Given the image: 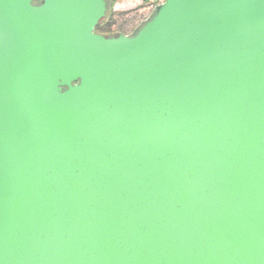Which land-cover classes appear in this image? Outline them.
<instances>
[{"label":"water","instance_id":"obj_1","mask_svg":"<svg viewBox=\"0 0 264 264\" xmlns=\"http://www.w3.org/2000/svg\"><path fill=\"white\" fill-rule=\"evenodd\" d=\"M0 0V264H264V0Z\"/></svg>","mask_w":264,"mask_h":264},{"label":"rangeland","instance_id":"obj_2","mask_svg":"<svg viewBox=\"0 0 264 264\" xmlns=\"http://www.w3.org/2000/svg\"><path fill=\"white\" fill-rule=\"evenodd\" d=\"M164 0H118L114 5L117 12L129 11L125 14L116 16L117 24L115 29L124 33H133L144 21H146L153 13L155 6ZM142 3L145 5L136 9Z\"/></svg>","mask_w":264,"mask_h":264},{"label":"trees","instance_id":"obj_3","mask_svg":"<svg viewBox=\"0 0 264 264\" xmlns=\"http://www.w3.org/2000/svg\"><path fill=\"white\" fill-rule=\"evenodd\" d=\"M39 1L40 0H37V2H39ZM117 1L118 0H106V2H107V15H106L105 19H103L100 22V24L96 27L95 30L97 33L111 37V36H114L116 33L121 32V31H117L115 29V26L117 24L116 16L119 14L128 13L129 11H124V12L120 13V12H117L116 10H114V5ZM145 1H148V0H144V3H145ZM144 3H142L136 9L143 7L145 5ZM153 14H154V12L151 14L150 17H152ZM141 26H142V24L139 27H141Z\"/></svg>","mask_w":264,"mask_h":264},{"label":"crops","instance_id":"obj_4","mask_svg":"<svg viewBox=\"0 0 264 264\" xmlns=\"http://www.w3.org/2000/svg\"><path fill=\"white\" fill-rule=\"evenodd\" d=\"M127 34H129V33H127Z\"/></svg>","mask_w":264,"mask_h":264}]
</instances>
